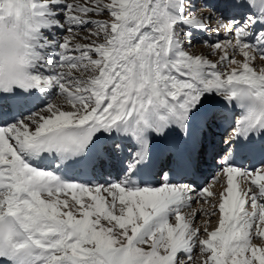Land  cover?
Segmentation results:
<instances>
[{
    "label": "snow or ice",
    "instance_id": "obj_1",
    "mask_svg": "<svg viewBox=\"0 0 264 264\" xmlns=\"http://www.w3.org/2000/svg\"><path fill=\"white\" fill-rule=\"evenodd\" d=\"M0 264H264V0H0Z\"/></svg>",
    "mask_w": 264,
    "mask_h": 264
},
{
    "label": "bare ground",
    "instance_id": "obj_2",
    "mask_svg": "<svg viewBox=\"0 0 264 264\" xmlns=\"http://www.w3.org/2000/svg\"><path fill=\"white\" fill-rule=\"evenodd\" d=\"M208 2L209 3H211L212 2V0H208ZM196 38H198V39H201V41H202V43H204V41H205V39H207L209 42L210 41H212L213 39H215L216 37H215V35H211V34H208V33H205V34H203V35H196L195 36V38L194 39H196ZM223 33H221V35H220V39L221 40H223ZM211 39V40H210ZM200 41V40H199ZM206 48V49H205ZM230 51V50H229ZM192 52H194V53H196V54H204V55H207L208 56V58L209 59H212V60H216L217 59V57L216 56H212V55H210V53H211V49L210 48H208L207 46H205V44H204V46H203V48H201L200 50H195V51H192ZM230 54H231V51H230ZM237 59H240V57L239 56H237L236 57ZM259 60L257 59V66H259ZM238 111V110H237ZM216 132H217V139L220 141V138H221V135H222V133H220V132H218V129H216ZM203 167H205L204 168V171H205V175H204V177H207V176H209V175H212L214 172H215V169L217 168L216 167V165L213 163V164H204L203 165ZM216 176H217V174H216ZM219 178V177H218ZM206 179V178H205ZM219 180V179H218ZM221 180V179H220ZM215 182V184H216V180H214L213 181V183ZM215 184H212L211 185V187H215L214 185ZM243 186V185H242ZM214 192V191H213ZM216 193V192H215ZM217 193H219V192H217ZM210 199V198H209ZM211 203H212V198H211V200H210V202H208V203H206L203 207H198L197 205L195 206V208L194 209H203V210H205V211H212V208H211ZM210 204V205H209ZM250 210V209H249ZM218 212V211H217ZM199 216V219H202V222H200V221H197L196 222V225L197 226H201V228L203 227V224H204V221L206 220V219H209L208 217H206L205 215H203V214H200V215H198ZM218 218H219V212H218ZM217 226V225H216ZM215 228V227H214ZM211 230H213L212 228L209 230V231H211ZM254 242V241H253ZM254 243H259V241L257 242H254Z\"/></svg>",
    "mask_w": 264,
    "mask_h": 264
},
{
    "label": "rangeland",
    "instance_id": "obj_3",
    "mask_svg": "<svg viewBox=\"0 0 264 264\" xmlns=\"http://www.w3.org/2000/svg\"><path fill=\"white\" fill-rule=\"evenodd\" d=\"M216 39L217 38H215V39H213L212 41H210L209 43H216ZM200 40V41H199ZM211 40V39H210ZM203 46H204V43H202V41H201V39H198V38H196V39H194L193 40V48H192V51H195V50H200L201 48H203ZM206 49V48H205ZM259 60V59H258ZM213 177H216V176H213V175H209V176H207L206 177V179L204 180L203 179V181H202V183H201V185L200 186H203L204 184H207V185H209L210 186V190L211 191H214V192H219V191H221V186L224 184V177L223 176H220L218 179H219V182H216V184H215V182L213 183V181H214V179H213ZM221 179V180H220ZM212 184H215L214 186V188L213 187H211V185ZM210 200H211V198L209 199V202H210ZM206 203H196V204H193L192 205V207L193 208H195V206L197 205L198 207H203L204 205H205ZM210 205V204H209ZM216 215H217V213H216ZM216 215H215V217H216ZM197 221H200V222H202V219H199V216H197V218H196V221H195V223L197 222ZM216 218H214V216H212L211 218H210V223L208 224V228H209V230L212 228V229H214V225L216 224ZM216 227V226H215ZM202 238H204L203 236H202ZM258 242V240H254V242ZM198 251V250H197Z\"/></svg>",
    "mask_w": 264,
    "mask_h": 264
}]
</instances>
